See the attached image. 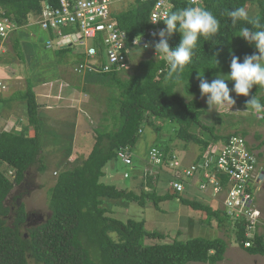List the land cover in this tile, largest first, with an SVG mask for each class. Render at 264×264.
Masks as SVG:
<instances>
[{
    "label": "trees",
    "instance_id": "obj_1",
    "mask_svg": "<svg viewBox=\"0 0 264 264\" xmlns=\"http://www.w3.org/2000/svg\"><path fill=\"white\" fill-rule=\"evenodd\" d=\"M43 2L57 6L58 0H0V11H3L0 17L12 15L17 24L9 39L19 58L20 38L24 35L20 27L28 23L29 17L40 13ZM247 4L257 10L251 17L264 22V0H202L198 4L217 17L221 33L209 40L204 37L198 40L195 55L179 79L168 77L169 66L163 60H153L148 53L137 51L132 55V60L136 57L140 59V72L126 79H120L116 72L86 74L87 79H106L115 85L118 92L112 106L116 118L110 130H96L91 151L79 165L62 169L57 174L49 192V215L43 222L31 227L24 225L26 213L23 205L11 215L4 203L13 185L22 182L28 169L34 167L38 173L45 169L42 158H39L42 148L38 105L32 85L27 82L28 88L22 93V100L27 124L33 127L34 135H26L24 125L20 132L0 131V163L6 166L0 169V264H217L223 260L227 245L221 238L195 237L181 241L176 236L172 238L159 231L147 230L144 221L132 218L122 221L113 217L109 215L112 210L103 206V202L124 201L136 203L142 208L151 203L155 209H159L161 202L178 199L191 210L202 211L208 224L212 219L216 220V227H221L227 221L221 210L184 198L171 190L157 192L156 183L165 185L168 179L164 175H157L155 179L145 175L143 179L144 166L139 168L133 164L129 168L135 180L131 188L125 189L104 182L107 175L104 168L110 161H119L117 151L120 148L128 147L135 151V145L146 126H152L159 134L162 128L156 121H174L178 126L176 137L184 143L198 146L196 159L209 152L215 143L232 135H247L246 130L220 135L215 133L213 126L201 124L200 118L205 109L198 100L201 96L198 74H203L209 82L217 76L229 79L233 55L242 62L245 55L258 54L253 43L238 35L242 27L253 30L252 26L243 20L233 26L227 16L229 10L245 8ZM153 5V0H132L122 10L115 11L113 7L111 13L116 17L118 28L131 40L151 27L149 18ZM189 6L196 5L185 0H174L170 11ZM162 26L166 27L164 23ZM43 34H40V40L43 39L39 41L41 43H44L45 37L52 38L51 31ZM180 39L181 35L173 32L168 39L170 48H175ZM70 48H56L54 52L65 54ZM81 51L77 63L83 60ZM213 56L219 62L218 67H214ZM180 85L184 96L176 90ZM253 95L264 103V87L260 85H253L248 96L239 95V101L246 107V101ZM193 127L198 131H193ZM259 137L255 135L256 139ZM261 146H264V140L251 147L259 149ZM160 150L166 154L170 148L166 145ZM258 155H264V149ZM8 168L13 169V181L4 174ZM123 178L131 177L128 175L125 178L123 175ZM136 188L140 191L135 192ZM234 226L238 245L249 254L264 256V236H257L253 245L245 248V224L237 222ZM146 239L155 242L146 244Z\"/></svg>",
    "mask_w": 264,
    "mask_h": 264
},
{
    "label": "rangeland",
    "instance_id": "obj_2",
    "mask_svg": "<svg viewBox=\"0 0 264 264\" xmlns=\"http://www.w3.org/2000/svg\"><path fill=\"white\" fill-rule=\"evenodd\" d=\"M129 1L132 0H125L116 4L114 6L115 11L126 8ZM244 9L248 11L250 17L257 12L253 5L249 6L247 4ZM33 20L34 16L29 17L28 23L20 27V30L24 33L20 38L21 58L18 57L17 51L13 49L10 39H7L0 46V81L5 83L8 82L9 79L5 71L10 64L11 69L15 66L16 71L14 73L11 70V74L14 73L15 77H12L13 79L9 82V85L11 89L18 91H24L26 85L28 86L27 82L31 85L40 80L47 82L48 80H44L43 78L52 77L55 71L57 72L59 70L60 77V70L67 72L65 74L67 77L63 79H66L65 81L68 83V86H62V95L68 99L60 104L68 107H62L60 112L53 111L52 113L57 115L56 117L46 112L44 114H39L38 118H40L39 122L41 123L39 126V133L42 148L39 158H42L45 169L42 173H38L37 169L34 167L30 170V173L35 177L34 181L36 187L29 192V196L24 192L23 194L25 195L20 199V205L24 206L27 213L40 212L45 219L49 215L48 200L50 188L53 186L57 174L62 169L64 170L79 165L86 157L85 155L91 151L95 142V132L97 129H111L112 123L116 118L112 100L116 97L118 91L115 85L111 84L106 79H97L95 82L93 81V83H90L87 79L86 83H83L82 86V79L74 70L79 59L78 53L81 48L78 46H71L65 54L55 53L54 51L56 48H45L44 43L39 42L38 39V36L43 33L40 32L41 29H39L37 25H32V23H34ZM38 44H41V47H39ZM50 55L57 64H59L61 60V65L66 63L67 66L57 65L55 68L51 66L49 69H46L40 64L41 61L39 62V59L41 56L44 59L43 61L46 62ZM33 61L35 62L34 64L32 63ZM139 61L140 59L138 57L134 58L128 70L118 73L119 78L126 79L129 75L140 72L138 67ZM37 63L40 64V68L42 67L41 71H37ZM59 81L60 80L56 82L53 81L51 94L55 95ZM226 83L231 89L234 81L229 80L226 81ZM43 88H34V93H48L49 85H45ZM176 90L179 95H185L181 85L177 87ZM19 93L20 92H16V94H14V92L11 91L9 97L18 95L16 98L20 100ZM230 95L236 100L233 106L230 108L228 106H213L214 109L211 111L208 109L207 95L199 96L198 100L205 109V113L200 118L201 124L213 126L215 128V133L220 135L246 130L247 135L245 138L248 142L252 145L258 144L260 141L264 140V121L254 117L255 111L247 109L239 101L240 98L238 94L230 92ZM52 96L53 95H49L48 97ZM18 99H15L17 105L20 102ZM41 99L44 100L40 97V101ZM66 109L68 110L66 111ZM2 114H4V112L0 113V130H8L13 126L18 130L21 127V125L15 123L14 118L10 116V111L7 112L4 117H1ZM7 117L9 118L6 119ZM21 123L27 124L25 121ZM156 124L160 125L162 128L160 133H155L152 126H146L143 134L135 145V151L131 150L132 165L137 164L139 168L144 166L142 170L148 169V160L143 154L146 155L150 147L159 149L166 145L170 148L169 152L177 154L185 163L192 162L199 151L198 146L193 143H184L178 139L176 137L178 126L174 124V121H171V119L165 122L156 121ZM192 130L197 132L198 128L193 127ZM74 134H76V136H74ZM256 134L260 136L259 139L255 138ZM73 146L75 149L79 146V149L77 153L71 154L73 158L70 160L69 153ZM263 149L264 146H261L257 150L261 153ZM259 159V162L263 164L264 155L260 156ZM104 170L107 172L104 178L105 181L103 180L104 182L114 184L117 188L122 189L132 187V181L135 179L132 178V171L128 166L122 165L119 161H110L107 163ZM124 171H127L131 175V178L124 179ZM164 188H166L164 184L156 183L157 192H163ZM138 191L140 190L136 188L135 192ZM22 192L23 191L19 192L16 196ZM11 195H13V192L7 197L8 203H13V200L8 199ZM204 195V193L197 194L196 192H192V194L188 196L191 199L199 198L203 204L209 205L212 208H221V206H217L219 202L211 204L212 202L209 196L205 198L203 197ZM262 199L263 197L261 196L259 200ZM7 202H4L5 205H7ZM103 206L112 210V214L109 215L113 217L121 219L122 221L128 218L144 221L147 230L159 231L168 234L172 238L176 236V238L181 241H187L195 237L206 239L221 238L226 242L228 256H226L220 264H232L233 261L229 259L231 252H235V246L240 247L235 241V229H233L231 222L226 221L221 227H216V220L212 219L210 224H208L205 220V214H203L202 211H193L175 199L161 202L159 204V209H155L151 203H147L146 207L142 208L136 203L124 201L120 203L114 200H104ZM261 208L264 215V204H261ZM23 231H25V229ZM154 242V240H145L146 244H152ZM243 263H247V260H245V262L243 261Z\"/></svg>",
    "mask_w": 264,
    "mask_h": 264
},
{
    "label": "built area",
    "instance_id": "obj_3",
    "mask_svg": "<svg viewBox=\"0 0 264 264\" xmlns=\"http://www.w3.org/2000/svg\"><path fill=\"white\" fill-rule=\"evenodd\" d=\"M122 1L125 0H58L57 6L43 2L34 24L43 31H51L52 38L45 42L47 48H83L85 58L76 65V73L126 71L136 51L146 52L153 60L166 63L155 52L153 44L159 37L152 34L165 28L162 20L172 9L174 0H153L149 21L155 17L161 20L156 23L150 21L151 27L131 40L118 28L111 13L112 8ZM185 1L196 6L202 3V0ZM16 29L13 16L0 17V46ZM115 56L117 60L113 62ZM254 117L264 119V111H255ZM251 146L245 137L232 135L215 143L209 152L189 164H183L174 153L164 154L162 150L151 147L147 152L149 168L144 173L154 179L157 175L166 176V184L177 193L190 186L214 199H220L225 215L234 222H245L246 236L253 239L264 234V217L260 206V201L264 200V165L259 162L260 152ZM117 157L124 166H132L128 147L120 148ZM8 173L12 175V171ZM123 175L128 177L127 172ZM261 196L263 199L259 200ZM249 245V242L245 243V246Z\"/></svg>",
    "mask_w": 264,
    "mask_h": 264
},
{
    "label": "clouds",
    "instance_id": "obj_4",
    "mask_svg": "<svg viewBox=\"0 0 264 264\" xmlns=\"http://www.w3.org/2000/svg\"><path fill=\"white\" fill-rule=\"evenodd\" d=\"M32 16H34L33 21H35L36 16L35 15H32ZM227 16L230 18L233 26H235L237 22L240 20H243L246 22V24L252 26L253 30H250L246 26L242 27L238 35L243 37L249 43H253L255 48L258 50V54L253 53L252 55H245L242 62H239V58L233 55L231 62H230V72L228 73L229 79H224V78L217 76L215 79H212L211 82H209V80L203 77V74L202 75L198 74V78H199L198 86H199L201 95L202 96L207 95V104L209 106L208 107L209 111L214 109L213 106H228L229 108L233 106L236 103V100L230 95V92H235L238 95L248 96L249 91L250 89H252L253 85H260L264 87V22H261L260 20L250 17L248 11H246L242 7L229 10L227 12ZM158 20H161V19L159 17H155L150 21L152 23H156ZM162 21L166 25V27L160 29L159 32L152 34L153 37H159L158 40L154 41L153 46L155 48L156 54L159 53L163 57V59L166 61L167 65L169 66L168 77L179 79L184 69L191 63L195 55V50L197 48L198 40L201 37H204L205 40H209V38L216 37L218 34L221 33L220 21L217 19L215 15H213L212 12H210L209 10H207L206 8L202 6H189V7H185L178 11H169L168 13L165 14ZM32 25H36V24L32 23ZM173 32H178L181 35V39H180L179 44L175 48H170L168 39L171 37ZM48 38L50 37H47V40ZM47 40H44L45 48H47L45 45V42ZM147 46L148 45L146 44L145 47ZM81 50L83 52V48H81ZM117 56L114 57L113 62H116ZM84 58L85 57H83V60ZM213 58H214V67H218L219 66L218 60H216L214 56ZM75 67H74V70H75ZM77 74L86 75L87 73L85 74L77 73ZM96 74H99V73H96ZM96 74H93V75H96ZM226 80L234 81L233 87L231 89L229 88L228 84L225 82ZM6 89H7L6 83L3 81H0V92L5 91ZM246 107H250L251 109H254L257 113L264 111V103H261V99L257 97L256 95H253L248 101H246ZM24 126H26L25 134L30 136V134L28 133V129L30 127L33 129V127L28 124H24ZM22 127L23 125L17 130L13 126L12 128L8 130H3V131L13 130L16 132H20L22 130ZM34 133L35 131L33 129V134L31 135H34ZM166 154H173V152H168ZM143 156L144 157L146 156V159H147V153L146 155L143 154ZM196 158H197V154L194 159ZM180 160L182 161L183 164H189V163H185L182 158H180ZM5 167H6L5 164L0 163V169H4ZM30 170L31 169H28L27 171H30ZM9 171H12V175L8 173ZM4 174L10 181H13V178H14L13 169L11 168L6 169V173ZM128 175L131 176L129 173ZM142 177L143 179L146 178L144 170H143ZM165 186L166 188H164V191L166 190L173 191L171 187L168 186V184H165ZM173 192L184 198H187L190 200H197L202 203V201H200L199 198L191 199L188 196L189 194H192V192H196L197 194L202 193L198 191L197 188L195 187L186 186L185 189L180 193H177L175 191ZM208 196L209 195L205 194L203 197L207 198ZM209 198L212 202L211 204H214V202H217V203L219 202V205L217 204V206H221V208H217V209L221 210L222 213H224L220 199L219 200L214 199L210 196ZM175 200L179 201L178 199H175ZM261 204H264V200L260 201V206ZM262 216L264 217V215ZM226 219L228 222L232 223L233 229H234L235 228L234 224L237 222L232 221L227 216H226ZM240 223H243V222H240ZM244 224L246 228V223L244 222ZM261 235L264 236L263 233L260 234L259 236ZM256 237L257 236H255L253 239L247 238L246 229H245L246 240L243 243L244 247L247 248V247L252 246L254 239ZM246 242H249L250 245L245 246Z\"/></svg>",
    "mask_w": 264,
    "mask_h": 264
},
{
    "label": "crops",
    "instance_id": "obj_5",
    "mask_svg": "<svg viewBox=\"0 0 264 264\" xmlns=\"http://www.w3.org/2000/svg\"><path fill=\"white\" fill-rule=\"evenodd\" d=\"M40 32L44 33L43 30H40ZM38 39H39V41H41V40L43 41V39L40 40V36H38ZM44 40H47V38L45 37ZM38 46L41 47V44H38ZM43 60H44L43 57L40 56L39 62L41 61L40 64L43 67H45L46 69H49V67H51V66H52V68L53 67L55 68V66H57V65L58 66L59 65L60 66H67L66 63L64 65H61V63H62L61 60H60L59 64H57L56 61L51 57V55L48 57V60L46 62H44ZM32 63L34 64L35 62L33 61ZM40 64L37 63V68H38L37 71H41L42 70L41 69L42 67L40 68ZM11 70L14 73L16 71L15 70V66H14V68L11 69V64H10V65H8V68L5 71V73L8 76L7 78L9 79V80L7 79L8 82H6L7 89L5 91H3V92H0V113L4 112V114H2V116H1V117H4V115L7 112L10 111L11 112L10 116L14 118L15 123L20 124L22 126L24 124L21 123V122H24V121L26 122V111H25V106H24L25 104H24V102L22 100V93L28 88V86L26 85V89L24 91H20V90L18 91V90L11 89L10 85H9L10 84L9 82L12 81V79H13L12 77H15L14 73L11 74ZM57 72H58V74H57ZM57 72L55 71V74L52 75V77H50V78H43L44 80H48L47 82H44L43 80H40V81L35 82L31 86L32 87V91L34 93V91H35L34 88H36V87L43 88V87H45V85H49V90L47 89L48 93L47 92L46 93L42 92V94H38L37 92H36V94L34 93V95H36L35 96V100H36V103L38 105V109H37L38 116H39V114H44L45 112L48 113V114H53L52 113L53 111H59L60 112V109L62 107H66V105H61L60 103L65 102L68 99L67 97L62 95V89H63L62 86H66V87L68 86V83L65 81L66 79H63L65 77H67V76H65V74L67 72L64 71V70H60L61 77L59 75V70ZM80 78L82 79L81 85L83 86V83L85 84L86 81H87V76L86 75H80ZM58 80H60L59 81V85H58V89H57L55 95L51 94L50 92H52V87H53L52 83H53V81L56 82ZM88 81L90 83H93V81L95 82V80H93L91 77L88 78ZM72 90H73V88H72ZM11 91H13L14 94H16V92H20L19 93L20 100L18 98H16V96H18V95H16L15 97H9V94H10ZM49 95H53V96L52 97H48ZM40 97L43 98L44 100L41 99V101H40ZM15 99H18L20 101L18 103V105H17ZM15 104H16V106H15ZM67 110L68 109H66V111ZM53 116L56 117L57 115L53 114ZM9 117H7L6 119H8ZM39 120H40V118H39ZM28 133L30 135L33 133V129L31 127L28 129ZM74 136H76V134H74ZM74 139H75V137H74ZM78 149H79V146H77V149H75L74 146H73L71 148L69 157L73 158V156H71V154L77 153ZM137 153H140V152H137ZM234 248L236 249V250H234L235 252H231V255L229 257V259H231L233 261L232 264H264V257H262L260 255L249 254L245 249H243L241 247H238V246H235ZM243 255H247V256H243ZM226 256H228V249L225 250L223 260H224V258H226ZM223 260L221 262H223ZM245 260H247V263H243V261L245 262ZM221 262H219L218 264H220Z\"/></svg>",
    "mask_w": 264,
    "mask_h": 264
},
{
    "label": "flooded vegetation",
    "instance_id": "obj_6",
    "mask_svg": "<svg viewBox=\"0 0 264 264\" xmlns=\"http://www.w3.org/2000/svg\"><path fill=\"white\" fill-rule=\"evenodd\" d=\"M34 180H35V177H33V175L30 173V171H26L22 182L14 185L13 189L10 192V193L13 192V195H11L10 198H8L9 200H13V203H8L7 202V198L5 199V202H7V206L9 207V213L11 215L14 214V212H15L14 210L19 208L20 199H21L22 196L25 195L23 193L26 192L28 194V196H29V192L33 188L36 187V184H35ZM21 191H23V192L16 196V194H18ZM25 213H26V217H25L24 225H26V226H29V227L36 226L37 224H39V223L44 221V217H43V215L40 212H38V213H27L25 211Z\"/></svg>",
    "mask_w": 264,
    "mask_h": 264
},
{
    "label": "bare ground",
    "instance_id": "obj_7",
    "mask_svg": "<svg viewBox=\"0 0 264 264\" xmlns=\"http://www.w3.org/2000/svg\"><path fill=\"white\" fill-rule=\"evenodd\" d=\"M135 1V0H134ZM138 1V0H137ZM132 3V2H131ZM119 11V10H118ZM116 16V15H115ZM116 18V17H115ZM127 33V32H126ZM148 60H150V59H148ZM140 62V61H139ZM230 136V135H229ZM163 150V149H162ZM260 160V159H259Z\"/></svg>",
    "mask_w": 264,
    "mask_h": 264
}]
</instances>
